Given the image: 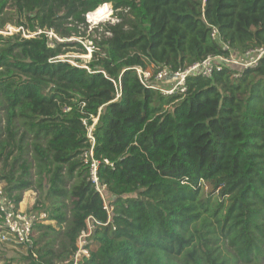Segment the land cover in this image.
<instances>
[{
    "label": "trees",
    "instance_id": "16d2710c",
    "mask_svg": "<svg viewBox=\"0 0 264 264\" xmlns=\"http://www.w3.org/2000/svg\"><path fill=\"white\" fill-rule=\"evenodd\" d=\"M105 3L118 21L95 27L91 60L61 58ZM9 22L20 31L0 33V181L18 205L39 191L33 209L49 215L27 264H72L88 219L81 264H264V55L171 96L136 70L264 48V0H0ZM92 125L109 209L84 158Z\"/></svg>",
    "mask_w": 264,
    "mask_h": 264
},
{
    "label": "built area",
    "instance_id": "2783aa9c",
    "mask_svg": "<svg viewBox=\"0 0 264 264\" xmlns=\"http://www.w3.org/2000/svg\"><path fill=\"white\" fill-rule=\"evenodd\" d=\"M49 37L52 32H47ZM212 37L219 38V32L216 27H213ZM94 46L92 48V51ZM224 49L228 50L229 46L224 43ZM91 51V52H92ZM264 55V48L248 51L245 55L239 56L231 52L230 55H209L202 61L196 62L185 68L173 70L168 65H154L153 69H142L137 67L138 76L142 84L146 87L160 91L162 94L171 96L174 94H182L187 91V78L191 75H201L204 77H212L215 71H221L226 67L236 68L241 65V68L253 67L258 63V60ZM240 74L235 73L238 77ZM94 126L89 128V137L92 141L90 150L84 153L85 162L90 168V179L95 184L96 189L100 192L103 198L107 193L106 186L101 184L98 176L99 160L94 156L93 146L95 138L92 134ZM108 163L109 161L106 160ZM106 208L109 209L105 198ZM48 212L34 209L25 210L11 198L4 187L0 185V238L2 241L18 245L28 246L32 243L35 228L39 224L48 223ZM92 224L88 219V228L83 231L78 240V250L71 258L72 264H81L85 257L90 256V251L85 244H80V240L84 235L90 236L92 233Z\"/></svg>",
    "mask_w": 264,
    "mask_h": 264
},
{
    "label": "rangeland",
    "instance_id": "374dc122",
    "mask_svg": "<svg viewBox=\"0 0 264 264\" xmlns=\"http://www.w3.org/2000/svg\"><path fill=\"white\" fill-rule=\"evenodd\" d=\"M111 11L110 13L103 18L101 21H93L89 17L86 16L87 22L89 23V28L86 32L85 36H75L71 38L72 42H75V45L71 47L72 51L60 56L61 58H67L70 61H72L75 64H86L89 62L93 56L92 48L93 44H95L94 40L91 39V33L95 29V27H99V36L102 35L104 31V26L106 23H114L118 21V18L116 16V12L114 10V7L112 3H110ZM84 30V27L82 28V31ZM20 31V27L13 25L12 23H7L4 28L0 29V33H3L4 35H10L13 33H17ZM53 33V32H52ZM27 37H32L34 34H24ZM50 39H58L62 40L61 38L57 37L54 33L50 37ZM86 48V52L83 51V47ZM241 65H237L236 68H241ZM154 65H151L148 69H153ZM97 119H95V122ZM1 187H5L6 183L4 181H0ZM39 197V191H36L34 189L26 190L23 193L22 201H28L29 205L27 207L33 208L35 206V203L37 202V199ZM111 196L106 193L105 198L108 202V199ZM47 224V222L45 223ZM91 243V240L89 239L88 235H84L81 240L80 244H85L86 246ZM28 248L29 246H18L6 243L1 240L0 238V264H27L24 261V256H27L28 254Z\"/></svg>",
    "mask_w": 264,
    "mask_h": 264
},
{
    "label": "bare ground",
    "instance_id": "6f19581e",
    "mask_svg": "<svg viewBox=\"0 0 264 264\" xmlns=\"http://www.w3.org/2000/svg\"><path fill=\"white\" fill-rule=\"evenodd\" d=\"M111 11L110 3H105L99 6L95 11L88 14V17L93 21H101L105 18Z\"/></svg>",
    "mask_w": 264,
    "mask_h": 264
},
{
    "label": "crops",
    "instance_id": "0c3cea01",
    "mask_svg": "<svg viewBox=\"0 0 264 264\" xmlns=\"http://www.w3.org/2000/svg\"><path fill=\"white\" fill-rule=\"evenodd\" d=\"M29 205V202L28 201H22L21 203H20V207L22 208V209H25V210H30V209H33L32 207L31 208H29V207H27Z\"/></svg>",
    "mask_w": 264,
    "mask_h": 264
},
{
    "label": "water",
    "instance_id": "95a60500",
    "mask_svg": "<svg viewBox=\"0 0 264 264\" xmlns=\"http://www.w3.org/2000/svg\"><path fill=\"white\" fill-rule=\"evenodd\" d=\"M88 17V16H87Z\"/></svg>",
    "mask_w": 264,
    "mask_h": 264
}]
</instances>
